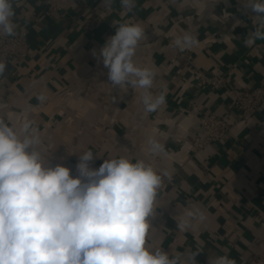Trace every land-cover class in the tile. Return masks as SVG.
<instances>
[{"label":"crops","instance_id":"1","mask_svg":"<svg viewBox=\"0 0 264 264\" xmlns=\"http://www.w3.org/2000/svg\"><path fill=\"white\" fill-rule=\"evenodd\" d=\"M14 11L29 55L6 63L0 117L17 130L34 121L45 162L63 164L75 176L79 154L88 150L97 169L108 157L143 159L171 173L158 190L149 245L173 253L199 250L195 264L220 255L253 264L264 256V105L243 119L228 87H206L193 77L199 69L225 76L230 87L264 82V40L244 43L255 12L242 0H136L132 11L120 0L110 7L104 0H71L60 12H49L46 0H14ZM122 23H139L145 31L134 60L156 72L150 91L163 92L166 103L155 112L144 110V89L110 85L108 69L92 55ZM186 32L199 44L180 51L174 41ZM209 114L226 118L230 129L196 145L200 120ZM149 138L166 154H151ZM190 205L205 209L207 219L180 232L173 216Z\"/></svg>","mask_w":264,"mask_h":264},{"label":"clouds","instance_id":"2","mask_svg":"<svg viewBox=\"0 0 264 264\" xmlns=\"http://www.w3.org/2000/svg\"><path fill=\"white\" fill-rule=\"evenodd\" d=\"M106 6L112 0H104ZM254 16V31L244 40L246 46L264 40V0H242ZM132 11L136 0H120ZM14 0H0V35H16L13 22ZM147 39L139 23L116 25L99 52L92 55L108 69L110 85L144 89L146 113L166 103L163 92L154 95L156 72L134 60L140 42ZM180 50L198 46L199 39L184 33L174 41ZM0 61V77L6 70ZM37 100L43 103L41 93ZM115 100V97H113ZM41 136L34 121L25 120L17 130L0 117V264H195L199 250L165 252L147 243L158 190L168 170L158 172L143 159L108 157L93 168L91 150L79 154L76 175L63 164L45 162ZM153 155L166 154L165 146L149 138ZM99 155H97V158ZM63 159V158H61ZM180 232L207 219L206 210L190 205L173 216ZM209 264H236L228 255L209 258Z\"/></svg>","mask_w":264,"mask_h":264},{"label":"built area","instance_id":"3","mask_svg":"<svg viewBox=\"0 0 264 264\" xmlns=\"http://www.w3.org/2000/svg\"><path fill=\"white\" fill-rule=\"evenodd\" d=\"M71 0H46L49 12H60L66 8ZM85 2L86 0H75ZM29 55V47L23 34L14 36L0 35V61L8 62L12 59L25 58ZM193 77L200 84L215 89L225 87L233 99V106L241 114L243 119H249L256 114L264 105V82L252 87H230L227 79L223 75H210L203 70L194 69ZM203 135L196 136L195 143L200 145L203 141H214L222 138L230 129V124L226 118L216 114H209L200 120ZM253 264H264V256H258L253 260Z\"/></svg>","mask_w":264,"mask_h":264}]
</instances>
